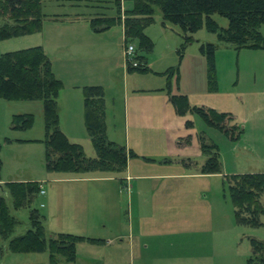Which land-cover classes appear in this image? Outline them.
<instances>
[{"label": "rangeland", "instance_id": "1", "mask_svg": "<svg viewBox=\"0 0 264 264\" xmlns=\"http://www.w3.org/2000/svg\"><path fill=\"white\" fill-rule=\"evenodd\" d=\"M83 1L91 5L101 3ZM130 5V0L123 1V8ZM74 8L75 5L64 0H43L46 17L42 28L0 39V54L38 44L43 46L55 74L63 80L57 97L63 124L68 127V123H74L76 130L70 132L82 139L88 155L94 156L96 151L83 118V87L94 81L104 87L110 119L109 136L121 144H126L129 130L136 137L132 131L134 127L127 126L124 115L125 87L130 95L140 88L149 91L160 87H164L166 92L186 93L192 104L211 106L210 103H213L218 105L217 109H230L236 114L233 113L241 127L245 126V122L248 127L238 139H231L192 110L184 114L176 111L167 125L161 120L158 123L143 120L139 134L151 138V143L160 141L170 150L172 159L188 160L190 156L194 164L204 162L199 134L204 132L211 136L220 144L222 170L206 173L199 180L201 187H193L192 184L198 182L194 180L198 178L154 177L153 174L163 173V169L147 164L133 169V172L137 170L143 175L129 180L135 190L130 196L125 186L120 190L119 177L67 182L61 178L82 172L49 170L45 144L41 140L45 135L42 100L0 97L1 178L42 179L46 191L38 193L30 204L19 208L13 205L10 192L3 191L11 213L18 219L10 238L31 226L30 209L36 207L42 215L48 236L69 231L78 234L88 232L112 239L111 242L100 243L80 241L77 264H247L252 248L251 238L264 240V222L250 225L238 220L226 180V175L232 172L225 169L223 160L231 153L227 140L231 141V145L233 142L240 145L243 139L245 142L250 140V144L258 142V148H251L264 152V48L237 49L232 43L219 40L217 33L209 31L204 25L192 33L194 39L180 50L183 42L180 28L171 22L163 24L162 11L157 8L154 21L145 28L153 47L142 50L148 57L149 68L145 71L129 70L126 66L128 72H125L122 66L124 55L121 56L118 46L121 24L115 23L105 30L91 33L80 23L51 19L52 15L65 17L67 13L76 11ZM111 13H115L114 9ZM214 18L220 25H228V19L222 14L215 13ZM206 42L216 44L217 85L214 87L209 82L208 59L201 51V44ZM75 83L82 84V88H74L72 84ZM80 108L81 121L80 114L75 112ZM250 111L257 113L260 119L256 123L261 129H251L255 122L249 121ZM24 112L33 113L32 125L13 128V115ZM118 114L121 116L117 117ZM16 137L40 139L16 140ZM181 137H185V143L180 144ZM140 140L142 144L138 148L142 152L147 151L146 142ZM237 151L241 164L260 158L251 153L247 159L241 147ZM127 170L128 167L123 172L98 171L122 176ZM144 186L146 194L138 191ZM80 214L103 219L105 226L83 223ZM262 219L264 221V216ZM0 264H50V253L47 249L12 251L9 238L0 233ZM60 264L70 263L61 261Z\"/></svg>", "mask_w": 264, "mask_h": 264}, {"label": "trees", "instance_id": "2", "mask_svg": "<svg viewBox=\"0 0 264 264\" xmlns=\"http://www.w3.org/2000/svg\"><path fill=\"white\" fill-rule=\"evenodd\" d=\"M79 2L81 0H64ZM100 7L90 20L93 31H102L115 23L124 24L125 41H136L139 66L128 65L129 70H147L146 55L142 50L153 47L151 37L145 28L155 19L157 8L163 15V24L171 22L180 28L183 36V50L194 38L192 33L202 26L217 33L219 40L232 43L237 49L264 48V0H130L132 5L123 8L126 0H94ZM107 9L115 11L110 14ZM220 13L228 19L222 26L214 18ZM46 13L43 0H0V39L38 31L42 28ZM209 65V82L217 85L215 73L214 42L201 44ZM63 86L52 66V61L41 44L0 54V97L6 99L42 100L45 135L46 166L49 170L87 172L105 170L123 172L127 169L128 158L136 155L133 149L108 137L106 124V99L101 84L84 85V117L88 134L96 155H88L81 142L71 140L60 126L58 94ZM170 100L180 114L188 110L199 113L209 125L224 132L231 139H238L243 128L229 111H221L205 105L192 104L188 95L171 92ZM31 112L15 113L13 128H27L32 125ZM191 124L192 121L188 120ZM8 140L10 138L7 137ZM200 144L206 159L201 165L202 172H220L222 160L219 146L201 132ZM2 144L0 142V151ZM186 160V159H185ZM192 161V159H188ZM189 164L186 162V165ZM3 159L0 154V178ZM231 199L238 220L244 224L257 225L264 221V171L231 173L226 175ZM41 181L16 180L0 184V233L9 238L12 251L49 250L50 264L61 261L73 263L77 259L80 241L104 242L103 238L91 237L69 231L47 235L42 215L38 208L30 209L31 226L23 233L10 238L18 219L10 211L3 191H9L16 208L30 204L40 193ZM251 253L247 264H264V240L251 238Z\"/></svg>", "mask_w": 264, "mask_h": 264}, {"label": "crops", "instance_id": "3", "mask_svg": "<svg viewBox=\"0 0 264 264\" xmlns=\"http://www.w3.org/2000/svg\"><path fill=\"white\" fill-rule=\"evenodd\" d=\"M70 3L72 5H75L76 8H74V9H76V11L73 10L72 12L67 13L65 17L61 16V15H52L51 19L66 20L69 23H80V24H82V26H86V28L89 30V32L94 33V31L90 27V20L94 15H96V13H97V11H99L100 7H97L95 9L96 6L88 4L87 2H84L83 0H81L79 2H70ZM109 13L112 14L111 10ZM83 23H84V25H83ZM124 40H125V30H124L123 24L121 23V37H119V41H118V46H119L120 51H121V56L124 55ZM120 45H121V47H120ZM121 60H122V58H121ZM124 60H125V57H124ZM146 61H147V65H149L148 64L149 63L148 57L146 58ZM122 66L126 69L125 70V72H126L128 70L126 67V63L122 64ZM125 75H126V73H125ZM84 83L85 82H83L82 84H84ZM93 83L98 84V82H96V81H94ZM82 84L75 83L72 85L74 88L78 89V88H82ZM137 90L138 91H133V93H134L133 95H130L131 92L126 87H125V91H124V93H125L124 115L126 117V124L128 127L130 125L134 127L132 129V131L134 132V135L136 136L134 138V136H132L130 134V130H129V134L126 136V144H124V145H126V147L128 149H133L137 153L136 155L130 156L128 158V166H127L129 169V170H127L128 172L126 174H123L122 176H119V174H116V173L115 174L114 173L103 174V173H100L102 171H98V170L97 171H90V172L87 171V172H82V173L71 174V175H69L65 178H61V179H65L67 182H70V181L78 182V181L97 180V179L98 180L114 179L116 177H119V179H120V186H119L120 190L122 189L123 186H125L129 191V195L133 196L135 190L133 188V184L130 185L129 180L130 179L133 180L134 177H138L139 175H143V174H138L137 170L135 172H133V169H138V167H143V166H146L147 164H149L151 166H159L161 169H163V173L159 172L157 174H153V175L151 174L154 177L160 176V177L170 178V179H178V178H184V177L188 178V179H189V177L198 178V179L194 180V181H198V182L193 183L192 186L195 187V185H196V187H201L199 180L202 178L201 176L206 175V172L201 171V165L204 162H202L200 164H194L193 160L192 161L185 160V158L172 159V154H171L170 150H168L166 146H162L160 141L151 143V138H145L139 134V131L141 128L140 125H141L143 120L147 121V123L148 122L158 123L159 120H161L162 122H165L167 125V121L170 118V116L173 117L176 114V109L170 100L169 92H166L164 90V87L152 88V89H149V91L141 90V88L137 89ZM141 94H145V95H141ZM57 100H58V98H57ZM83 104H84V97H83ZM210 105L211 106H209V107H213V108L218 107V105L213 104V103H210ZM83 108H84V105H83ZM107 108L108 107H107V101H106L107 134H108V137L110 139L116 141L117 139L115 140V138L110 137L109 133H108L110 119H109V114H108ZM58 109H59L60 120H61V122H60L61 128L66 132V134L69 136V138L71 140L78 141V142L81 141V143H82L81 138H78L77 136H73L74 134H72L70 132V131L74 132L76 130L74 123H68L69 128L65 127L63 124V118H62V114H61V107H59V105H58ZM218 110H220V109H218ZM221 111H229L232 113V111L230 109H222ZM75 112L78 115L80 114L79 120L81 121V118H82L81 108L76 109ZM256 114L257 113H255V112L251 113V111H250L248 113V116L250 117L249 121L251 123L255 122L251 126V129L259 130V129H261V127L256 122L259 121L260 118H258V116ZM234 115H236V114L234 113ZM119 116H121V114H118L117 117H119ZM122 116H123V113H122ZM83 118H84V122H85L84 111H83ZM235 118H237V116ZM147 123H146V125H147ZM247 127H248L247 122H245V126L242 127L243 133L247 130ZM199 136H200V134H199ZM184 138L185 137L180 138L181 139L179 141L180 144L186 142ZM27 139L33 140V139H40V138L16 137V140H27ZM140 139H142L143 141L146 142L145 145L148 149L147 151L142 152L138 148L139 145L142 144V141ZM208 139L217 143L219 146V149H220V144L214 138H211V136H209ZM198 140H199V144H200V139L198 138ZM226 142H227V144L230 145V152H231L230 156L229 157L226 156L223 160V164H224L225 169L227 171H230L232 173L264 171V167H263V165H264V152H256L252 149V148H258L260 146V145L256 144L258 142L250 144L251 143L250 140H246V142H245V139H243V141H242V143H240V145H236L235 142H233L232 143L233 145H231L230 140H227ZM252 145H254V146H252ZM239 147H241L243 152L245 154H247V159H248L249 155H251V153L255 154L256 156H259L260 158L256 157L255 159L248 160V162H250L249 164H247V162L241 164L240 158H238V151H237ZM84 148H86L85 145H84ZM219 151H220V153H222L221 149ZM239 154H240V152H239ZM134 156H138V157L134 158ZM188 159H192V158L190 156H188ZM205 159H206V154H205ZM205 159H204V161H205ZM147 160H149V161H147ZM186 162L189 164L186 165ZM158 163L161 165H159ZM133 174H135L136 176H133ZM144 175H148V174H144ZM16 180H24V179L15 178V177H11V178H3L2 177V178H0V184H3L7 181H16ZM28 180H30V179H28ZM39 181H41L42 184L44 182V180H42V179H40ZM181 184H184V183H181ZM175 187L178 188V186H175ZM43 189H44V191L42 193H45L46 192L45 188L43 187ZM172 189H173V186H172ZM138 191H140L142 194L147 193L145 186H144V188H142L141 190H138ZM171 191H175V190H171ZM82 216H83V218H82L83 221L82 220L81 221L83 223H101V226H105V224H102V223H104L103 219L98 220L96 217H90V215H89V217L87 215L84 216V214L79 215V217H82ZM84 217H86V218H84ZM83 233H86V234H83ZM83 233H82L83 235L103 238L104 242H111L112 241V239H106L105 237L96 236L95 234L93 235V234H90L88 232H83ZM77 249H78V246H77ZM77 261H78V254H77V259H76L74 264H77Z\"/></svg>", "mask_w": 264, "mask_h": 264}, {"label": "built area", "instance_id": "4", "mask_svg": "<svg viewBox=\"0 0 264 264\" xmlns=\"http://www.w3.org/2000/svg\"><path fill=\"white\" fill-rule=\"evenodd\" d=\"M124 57L126 66H139L140 59L137 57L136 44L134 42H126L124 40ZM41 193L44 191L43 184L40 183Z\"/></svg>", "mask_w": 264, "mask_h": 264}]
</instances>
